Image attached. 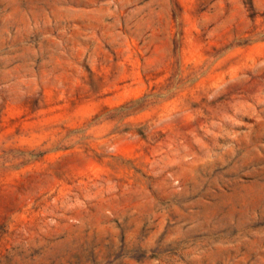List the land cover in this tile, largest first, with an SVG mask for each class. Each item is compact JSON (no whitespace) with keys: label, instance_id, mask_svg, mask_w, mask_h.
Returning a JSON list of instances; mask_svg holds the SVG:
<instances>
[{"label":"rangeland","instance_id":"obj_1","mask_svg":"<svg viewBox=\"0 0 264 264\" xmlns=\"http://www.w3.org/2000/svg\"><path fill=\"white\" fill-rule=\"evenodd\" d=\"M0 264H264V0H0Z\"/></svg>","mask_w":264,"mask_h":264}]
</instances>
